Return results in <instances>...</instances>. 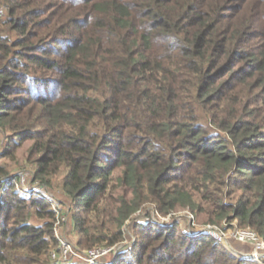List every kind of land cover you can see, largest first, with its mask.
<instances>
[{"label": "trees", "instance_id": "1", "mask_svg": "<svg viewBox=\"0 0 264 264\" xmlns=\"http://www.w3.org/2000/svg\"><path fill=\"white\" fill-rule=\"evenodd\" d=\"M0 131V264H48L56 242L55 210L4 186L28 140L79 248L119 244L150 205L111 264H246L149 215L264 240V0H0Z\"/></svg>", "mask_w": 264, "mask_h": 264}, {"label": "built area", "instance_id": "2", "mask_svg": "<svg viewBox=\"0 0 264 264\" xmlns=\"http://www.w3.org/2000/svg\"><path fill=\"white\" fill-rule=\"evenodd\" d=\"M8 185H13L15 190L24 196L42 198L55 210L54 235L56 242L49 250L48 264H101L107 254L118 250L117 248L119 246L115 244L109 246H93L85 249L79 248L76 240L69 234V229L67 230L65 226L69 220L68 208L56 202L55 197L47 185L35 179L32 173L20 172L15 176H9L4 183V186ZM153 211L150 212V217L154 218L153 213L160 215L156 209H153ZM186 218L188 227L191 226L198 231L212 236L216 241L229 248L236 256H244L258 264H264V240L253 228L241 227L235 222H232L230 225L223 222L221 226L205 223L200 227L195 220V215L189 211H187ZM235 242L245 244L247 251L243 252L234 248L232 245Z\"/></svg>", "mask_w": 264, "mask_h": 264}, {"label": "rangeland", "instance_id": "3", "mask_svg": "<svg viewBox=\"0 0 264 264\" xmlns=\"http://www.w3.org/2000/svg\"><path fill=\"white\" fill-rule=\"evenodd\" d=\"M5 134L3 132L0 131V155L3 153V151L5 150L6 147V138L4 136ZM30 141H25L20 147H18L15 151L16 153V158L15 159H10L9 157H1V160L4 162H7L11 167V171H14L17 173L20 172H28L29 174H31V170H33V166L30 165L29 163L24 161V154L26 151L27 146L29 145ZM52 189V188H51ZM53 196L56 199V202H58L61 206H66L68 205V200L67 198H65L64 194L60 191V189L57 186H54L53 188ZM150 205H144L142 208H139L128 220H126L125 222V239L122 242H119V244H115L116 246H119V248L117 249H123L126 250L127 248H129L131 246V243L134 241V234H133V225L138 221V222H145L147 220L146 214L145 212L147 211L148 207ZM150 212H154L152 208H150ZM153 217L154 220H158V222H172L173 220H177L180 221V223L182 225H185L184 227L190 231L191 233H198L201 231H198L194 228L188 227V222H187V218H186V214L187 211L185 209H176L175 211L171 212L168 216H162V215H157L155 213H153ZM195 215V214H194ZM152 216V214H151ZM195 220L197 222V224L201 227L203 224H205L201 218V216L195 215ZM70 220H68L66 226V229L71 230V222H69ZM190 224V223H189ZM69 234L72 235V230L71 232L69 231ZM70 236V235H69ZM70 236V237H71ZM71 237V238H72ZM234 248L246 252L247 251V247L245 244L240 243V242H235L232 245ZM118 251V250H117ZM117 251L116 252H112L110 254H107L105 256V258L103 259V263L102 264H111L112 262H114L115 260V256L117 255ZM233 253V252H232ZM239 257V256H237ZM239 258H242L243 260H245L246 264H255V263H250V259L241 256Z\"/></svg>", "mask_w": 264, "mask_h": 264}, {"label": "crops", "instance_id": "4", "mask_svg": "<svg viewBox=\"0 0 264 264\" xmlns=\"http://www.w3.org/2000/svg\"><path fill=\"white\" fill-rule=\"evenodd\" d=\"M71 232V230H69ZM71 235V234H70ZM73 235V234H72ZM73 239L76 240L75 235H73Z\"/></svg>", "mask_w": 264, "mask_h": 264}]
</instances>
